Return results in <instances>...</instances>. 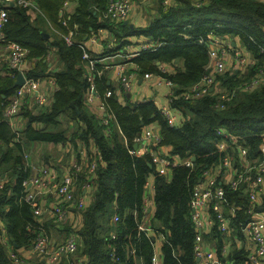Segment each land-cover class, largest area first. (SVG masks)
Segmentation results:
<instances>
[{
  "label": "trees",
  "instance_id": "1",
  "mask_svg": "<svg viewBox=\"0 0 264 264\" xmlns=\"http://www.w3.org/2000/svg\"><path fill=\"white\" fill-rule=\"evenodd\" d=\"M30 1L42 14L32 20L27 7L12 5L2 31L7 42H17L27 49V59L32 62L27 76L35 80L53 78L57 90L47 109L32 112V108H23L21 113L26 118V126L21 131L15 130L6 119L5 111L18 88L15 85L18 72L8 62L0 63L3 69H0V174L6 175L0 180L3 184L0 187V264H21L14 262L5 250L4 229L16 254L19 249L33 246L39 230L44 229L48 234L47 225L36 218L34 207L25 198L23 183L34 175L27 165L25 146L34 141L59 143L75 138L87 143L94 141L96 146L95 153L89 158L90 164L95 163L89 180L97 189L92 203L83 212V225L78 231L80 255L89 259L84 264H135L136 258H140L142 264H152L155 253L153 236L139 230L151 156L149 153L135 155L130 149L134 148L135 138L143 126L154 122L159 125L161 137L155 149L156 146H170L168 154L178 156L181 161L195 157L191 165L181 162L173 167L171 180L165 175H157L155 179L152 226L157 230L156 234L166 237L162 246V264H197L198 231L190 206L193 187L202 178L204 170L218 163L223 155L217 148L218 129L240 136L254 155L261 156L264 86L246 92L238 89L222 107H217L218 99L213 90L192 100L179 97V94L200 82L206 74L210 63L207 45L210 34L239 41L254 60L244 72L239 70L231 77L232 73L228 71L219 76L218 80H223L228 88L241 86L264 68V2L172 0L165 5L164 0H158V18L147 29L137 32L161 45L155 51H142L128 61H134L142 72L157 74L176 84L172 106L181 112H190L192 117L182 120L179 125H171L153 101L135 105L119 102L113 87L108 84L106 73H98L100 62L96 65L95 83L111 113L108 124H103L85 102L89 82L84 53L102 58L107 52L124 51L127 45H131L124 39L132 30L122 22L113 23L102 18L109 0ZM68 2L76 3L72 12L65 9ZM102 28L112 31L118 44L122 43L119 46L123 47H110L95 56L84 47L83 41ZM71 31L69 42L66 37ZM52 47L57 48L64 65L62 70H51L49 53ZM178 60L182 61V68L167 71L161 67V64H173ZM108 91L112 92L110 96H107ZM62 116L78 122L71 134L60 121ZM36 124L42 127H36ZM88 171L87 164L76 175L78 185L87 181ZM10 176L13 177L11 180ZM224 187L228 200L240 205L237 225L246 222L250 203L247 189ZM262 208L264 210V205ZM115 214L120 219L117 224L113 222ZM215 229L222 239L217 224ZM113 233L116 237L112 236ZM132 248L135 254H132ZM223 249L222 244L218 246L221 260L225 258ZM225 259L227 264H249L248 252L243 249L234 250Z\"/></svg>",
  "mask_w": 264,
  "mask_h": 264
},
{
  "label": "built area",
  "instance_id": "2",
  "mask_svg": "<svg viewBox=\"0 0 264 264\" xmlns=\"http://www.w3.org/2000/svg\"><path fill=\"white\" fill-rule=\"evenodd\" d=\"M22 5L28 9L38 10L37 5L30 0H0V46H3L5 52V59L7 60L9 66L14 69L18 74L22 73L24 75L25 81L24 84L18 86L15 94L12 96L11 102L6 109V116L13 122L14 116L21 114L23 110V100L28 95L33 94L39 89V80L29 78L25 74V62L27 60V50L21 44L17 42H7L6 36L3 33V25L6 21V16L8 9L11 6V3ZM133 2L131 0H109L107 7L105 8L102 18L109 20L113 23H121L126 20H129L133 13ZM72 31L66 37L67 41L71 42ZM208 52L210 56V63L208 70L203 76L202 80L185 91H182L179 94V97H182L186 100H192L198 97H201L207 94L209 91L213 90L217 95L218 104L217 107H222L226 102L230 101L238 89L240 91H251L258 87L264 86V68H261L249 81L237 86L235 88L229 89L225 92H219L216 90L215 84L219 81V76L224 75L230 70L231 65L235 70L244 68V71L248 69L254 63L252 57H249L248 52H238L236 46H234V40L231 38L218 37L213 34L208 36ZM204 42V39L200 40ZM7 42V43H5ZM161 43H154L151 40H145L137 44L136 48L132 50L130 45H127L125 51L121 50L118 56L124 61L117 64L119 79L127 90H130L132 87L133 74L126 71L125 62L131 60L132 58L138 56L142 51H155ZM125 52V53H124ZM245 55L244 58H241L242 55ZM112 55H107L102 58L95 57L93 58L88 52L84 53V59L87 61V73L86 78L89 82V88L85 96L86 104H93L95 95H97V90L95 87V72L96 65L104 61L106 58H112ZM231 71V73H233ZM238 73V72H237ZM153 73H145L144 76L147 78L152 77ZM158 85L169 86L173 88V92L170 96V106H172V101L176 91V84L165 77L158 76ZM220 93V94H219ZM112 94L111 91L107 92V96ZM219 94V95H218ZM38 102L41 105L46 104L45 96L38 97ZM170 106L160 107L159 110L162 112L164 117L168 120L171 125H177L176 120V111ZM103 110L107 107L105 104L101 105ZM103 124H108L111 114H103L98 116ZM220 139L217 142L218 151L221 152L222 161L221 165L223 168L228 169L231 165V157L228 153V148L230 146H235L242 138L240 136H235L230 134L226 129L217 130ZM161 140L159 133L147 132L143 135L140 134L135 138V143L137 148H131L130 152L135 155H144L149 153L151 156V163L155 168V174L165 175L168 170H172L178 163H185L191 165L189 159L178 161L176 158L171 156L168 153H161L158 149H155L154 146ZM134 143V144H135ZM262 160L259 162H254L249 166L248 169L256 170L258 176H264V144L261 145ZM83 164L78 162H73L70 166V171L64 176L61 182H54L55 176L50 174L49 169L46 166H41L39 173L37 175H32L30 179L24 181L23 186L26 191L25 198L31 205L34 207V212L36 218L43 216L44 214L52 215L54 218L61 224L68 222L69 208L65 205L53 202L50 204H45L41 198V191L53 189L63 200L65 204H69L84 212L86 209V201L83 196L78 194V191L82 187L89 186L90 173L95 169V163L88 164V179L85 183L78 185V180H76V175H78L83 170ZM248 170H244L238 173L237 178L230 184L232 190H236L241 187V183L248 180L246 175ZM53 182V183H52ZM252 188L249 190L250 194V203L248 206L249 217L248 220L242 223V230L244 234L250 238L255 243V249L248 253L249 264H261L264 258V210L257 201V188H259L258 178L251 182ZM0 187H3L2 182H0ZM191 206V215L194 221L196 230L201 233L205 225L203 218V211L210 208L214 211L217 224L221 232L226 233L229 230V221L230 219L235 220L237 218V212L240 209V205L231 203L228 200L226 189L223 185L218 184V180L213 176L212 171L209 169L204 170L201 180L194 185L192 190V197L190 201ZM228 208L230 210L229 216H226L224 209ZM119 216L114 217V221H118ZM71 227V230L65 241L58 243L55 247H52L50 244L49 235L44 229L38 231L35 241L33 243L34 250L40 256H43L47 259L50 264H84L83 255H80V246H81V237L78 234V229ZM139 230L149 234L153 229L149 227H144L139 225ZM113 237L116 234H112ZM200 236H198V239ZM132 254H135V249L132 248ZM195 254L198 258L206 257V261H199L197 264H227L226 259H216L214 253H203L200 247L196 246ZM115 255V253H114ZM15 257V255H12ZM118 258V256H116ZM16 261H19L18 257L15 258ZM45 259V260H46ZM137 264V263H135ZM152 264H161L158 253H154L152 256Z\"/></svg>",
  "mask_w": 264,
  "mask_h": 264
},
{
  "label": "crops",
  "instance_id": "3",
  "mask_svg": "<svg viewBox=\"0 0 264 264\" xmlns=\"http://www.w3.org/2000/svg\"><path fill=\"white\" fill-rule=\"evenodd\" d=\"M259 1L264 2V0H259ZM143 2L144 3H138V0H133L134 8L132 15L128 20V23L125 24V21L122 22L124 25H126V27L129 30H132V33L126 35L124 39L127 42H131L132 50L136 48L137 44L147 40V36L145 34L138 33L137 31H141L144 28L147 29L159 16L158 0H147V1L143 0ZM171 2L172 0H164L165 5H168ZM65 5H66L65 8L66 11L72 12L74 10L76 3L68 2ZM28 14L31 16L32 20H35L37 17L40 16L39 14L42 13L41 11L38 12V10L28 9ZM132 24L133 26L131 27ZM46 36L49 37L48 34ZM83 44L84 47L87 48V50L90 51L95 56L105 53L110 47L116 49L123 47V46L122 47L119 46L122 45V43L118 44L117 37L114 35V33L106 28L100 29L95 35L91 36L88 39H85L83 41ZM235 45L237 47L243 46L239 41L235 42ZM2 47L3 46H0V50L3 49ZM243 48L251 56L250 52L244 46ZM119 52L105 53L104 56L111 54L112 58H106L104 61H101L99 65L100 71L98 72L99 74L103 72L106 73L108 78V84H110L113 87L114 94L116 98L119 100V102H121L124 105L126 104L135 105L146 101H153L158 107V109L160 107L170 106L169 102H170V96L173 92V88L169 86L158 85L157 74H154L150 78L145 77L144 76L145 73H151V72L140 71L141 70L140 67L134 61L125 62L127 68L126 71L130 72V74H133L132 76L133 81L130 90H127L124 87L121 80L119 79V72L117 68V64L123 62V59H121L118 56ZM49 57H50L49 65L50 66L51 64L53 65V67L51 66L52 71L64 69V65L60 61L59 56L57 54V48L55 47L51 48ZM31 66H32V62L29 61V59H27L25 62V74H27ZM161 67L167 71H174L175 68H182L183 64L182 61L178 60L175 61L173 64L170 63L161 64ZM0 69L3 70L1 65H0ZM86 69H87V61H86ZM236 69L238 70V72L239 70L244 72V68L241 69L236 68ZM95 76H96V72H95ZM38 84H39V89L33 94L25 97L23 100V108H32L34 109L32 112H36L37 110L47 109L53 101L54 92L57 90V84L53 78L46 80H39ZM95 87H96V83H95ZM96 94L97 95H95L93 104L88 105L90 111L96 114V116L97 115L101 116L103 114L105 115L107 114V112L111 114L108 107L103 102L101 96L98 94V92ZM40 96H45L46 98L45 105H41L38 102V97ZM103 104H105V106L107 107V111L106 109L103 110L101 108V105ZM176 113H177L176 115L177 125H179L182 122V120H185L188 117H192V114L190 112L184 113L181 111L179 112L176 111ZM6 119L10 122L11 126L18 131L23 130L27 122L24 114L22 113L14 116L13 122H11L7 116ZM60 121L68 129L70 134L76 129V127H78V122H75L74 120L70 119L68 116L60 117ZM36 127H42V125L36 124ZM114 129H117L116 125H114ZM147 132L159 133L160 135L159 125L156 122L144 125L140 134L143 135L144 133ZM260 148L261 145L259 149ZM95 149L96 146L94 141H90L87 143L80 138H75L74 140L71 141L68 140L66 142H59V143L34 141L25 146V153L27 154L26 157H28L27 165H29L32 168L34 172V176L39 173V169L41 166H46L49 169L50 174L52 176H55L54 182H61L64 176L70 171V166L74 161L76 160L80 161L83 163L84 166H87V164L90 163L89 161L90 154L95 153L96 151ZM156 149H158L163 154L170 153L171 151L170 146H163V147L156 146ZM228 153L231 157V165L228 169L223 168V166L220 164L222 161V156L218 163L212 164L209 167V170L212 171L213 176L217 178L218 184L223 186L226 185L230 186V184L236 180L239 172L248 170V173H246V175L248 176V180L242 182L241 186L247 189L248 196L250 199L249 190L250 188H252L251 182H253L258 178L259 188H257V194H258L257 203L263 207L264 176L261 175L259 179L258 172L256 170L248 169L249 166H251V164H253L254 162H259L260 160H262L261 149H260L261 156H256L250 150L249 145H246L244 144L243 141L239 140V142L235 144V146H230L228 148ZM173 157L176 158V160H178L179 162L181 161L178 156H173ZM189 160L192 161V157ZM150 170L151 172L147 175V183L145 185V191H144L143 217L139 225H142L144 227L150 226L153 229V231L147 235L153 236L155 253L156 252L158 253L160 262L162 264L163 263L162 246L166 240V237L161 233L156 234L157 230L152 226L153 215L155 211L154 185H155L156 174H155L154 166L150 168ZM5 177H6L5 174L2 175L0 174V180L4 179ZM172 177H173V171L168 170V172L165 174V178L167 180H171ZM12 178L13 177L10 176V180ZM96 189L97 186L94 183L91 185V187L84 188L83 191L81 189L78 191V194L83 196L84 200L86 201V207H88L89 204L92 203ZM40 194L42 201L45 204L56 202L61 204L62 206L63 205L67 206V208H69V215H70L69 223L71 227L75 226L74 228L78 230L82 227L84 221L83 212H81L72 205L65 204L64 200L53 189L43 190L41 191ZM224 213L226 214V216H229L230 210L228 208H225ZM237 216H238V212H237ZM72 218L76 220V223H74V225L73 222H71ZM203 218L205 225L201 233H199L198 231V236H200V238L197 241V245L200 247L203 253L211 252L214 253L216 259H221L220 257H218L219 254L217 253L218 246L221 244L224 247L222 252L223 258L230 256V254L234 250L243 249L245 252L249 253L250 251H253L255 249V243L250 238H248L242 230L241 227L242 222H240L241 225L240 223H238L239 225H237V218L235 220L230 219L229 230L226 233L221 232L222 239L220 238V235L215 229V226L217 224V219L214 211L211 210L210 208L205 209L203 211ZM38 220L47 225L50 244L52 247H55L58 243L66 240L70 229V227H67L68 226L67 223L61 224L54 218V216L48 214H44L43 216L39 217ZM156 223L159 225L161 224L160 222H156ZM2 228L4 227L2 226ZM3 241L5 242V250L7 254L10 255V252L14 250V246L12 245L11 239L8 237V233L5 229H4ZM17 252L23 255H29V256L31 255L30 258L34 259L32 260L33 264H50V262H48L46 258L40 256L35 252V250L31 248H27V249L22 248L19 249ZM196 259H197V263L199 261L201 262L206 261L205 256L202 258L197 257ZM84 260L87 262L89 261L88 257H84ZM135 262L137 264H142L140 258H136ZM261 264H264V258Z\"/></svg>",
  "mask_w": 264,
  "mask_h": 264
},
{
  "label": "rangeland",
  "instance_id": "4",
  "mask_svg": "<svg viewBox=\"0 0 264 264\" xmlns=\"http://www.w3.org/2000/svg\"><path fill=\"white\" fill-rule=\"evenodd\" d=\"M132 2H133V0H131ZM145 1H147V0H145ZM138 3H144L143 2V0H138ZM134 4V3H133ZM157 9V8H156ZM131 47H132V45H130ZM234 46H236V45H234ZM237 51L238 52H240V53H242V52H247L243 47H239L238 46V48H237ZM5 52H4V50L3 49H1L0 50V63L1 64H5V62H7L6 61V59H5ZM245 57V55L243 54L242 56H241V58H244ZM249 57H251L250 55H249ZM233 70H234V68L231 66L230 67V70L229 71H232L233 72ZM215 87H216V90L217 91H219V92H225V91H227V90H229L230 88H228V85H226L225 83H224V81L223 80H219L216 84H215ZM230 87V86H229ZM220 94V93H219ZM218 94V95H219ZM217 96V95H216ZM264 144V141H263V143L261 144V145H263ZM74 162H78L77 160L76 161H74ZM93 183L90 181L89 182V186L88 187H91V185H92ZM88 187H82L81 188V190L83 191V189L84 188H88ZM117 214H115L114 215V217L116 216ZM119 216V215H118ZM69 218H70V216L68 217V222H69ZM120 221V219L118 220V221H114V218H113V222L115 223V224H117L118 222ZM71 222H73V225H74V223H76V220L75 219H73L72 218V220H71ZM113 234H115V233H113ZM116 237V236H115ZM4 244H5V242H4ZM31 249H33L34 250V247L32 246L31 247ZM36 252V251H35ZM37 253V252H36ZM12 255H15V257H12ZM16 257H18L19 259H21V260H19V261H16ZM31 257V255L29 256V255H23V254H20V253H18V254H16V252H15V250H12L11 252H10V258L14 261V262H16V263H21V264H33V261L32 260H34V259H32V258H30Z\"/></svg>",
  "mask_w": 264,
  "mask_h": 264
},
{
  "label": "water",
  "instance_id": "5",
  "mask_svg": "<svg viewBox=\"0 0 264 264\" xmlns=\"http://www.w3.org/2000/svg\"><path fill=\"white\" fill-rule=\"evenodd\" d=\"M12 5H14V2L11 3V6H12ZM126 23H128V20L125 21V24H126ZM132 26H133V24L131 25V27H132ZM234 45H235V42H234ZM207 72H210V70H208ZM237 72H238V70H235V72H233V73L231 74V77L235 76V75L237 74ZM24 81H25L24 75H23L22 73H20V74H18V76H17V80H16V82H15V85H16V86H21V85L24 84ZM134 148H137V144H136V143L134 144ZM194 159H195V157H192V160H194ZM149 167H150V168L153 167L152 163H149ZM31 247H32V246H31Z\"/></svg>",
  "mask_w": 264,
  "mask_h": 264
}]
</instances>
